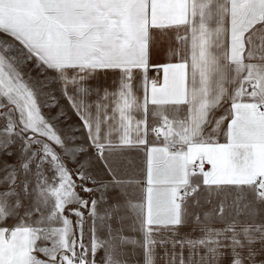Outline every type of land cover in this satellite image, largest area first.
Here are the masks:
<instances>
[{
  "label": "snow or ice",
  "instance_id": "snow-or-ice-1",
  "mask_svg": "<svg viewBox=\"0 0 264 264\" xmlns=\"http://www.w3.org/2000/svg\"><path fill=\"white\" fill-rule=\"evenodd\" d=\"M0 264H264V0H0Z\"/></svg>",
  "mask_w": 264,
  "mask_h": 264
},
{
  "label": "crops",
  "instance_id": "crops-1",
  "mask_svg": "<svg viewBox=\"0 0 264 264\" xmlns=\"http://www.w3.org/2000/svg\"><path fill=\"white\" fill-rule=\"evenodd\" d=\"M164 47L161 46L156 53L154 54L153 62L155 63H163L166 62V57L164 55ZM157 73L153 70L150 72V76H155ZM93 84L96 85L98 84L100 87H110L111 86V80L110 78L106 77H100L97 81H93Z\"/></svg>",
  "mask_w": 264,
  "mask_h": 264
}]
</instances>
